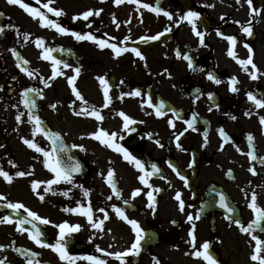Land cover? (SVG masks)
<instances>
[{"label":"flooded vegetation","instance_id":"1","mask_svg":"<svg viewBox=\"0 0 264 264\" xmlns=\"http://www.w3.org/2000/svg\"><path fill=\"white\" fill-rule=\"evenodd\" d=\"M123 1L127 2L132 18L129 21L127 73H118L116 63L104 60L102 56L106 54L101 53V47L88 48L85 42L89 40H77L70 34L91 33L98 40L116 45L114 37L97 33L96 23L92 31L79 22H70L36 8L68 30L63 41L54 44L52 33H32L20 20L26 18L25 12L0 0V28L4 29L0 35V169L12 177V182L8 183L0 176V196L5 198L0 200V219L9 217L7 203L20 202L23 177L16 173L50 170L46 161L56 158L55 148L60 151L62 146L64 167L80 166L79 171L70 174L71 182L61 179L64 211L90 206L93 220L104 221L103 230H98L86 216L67 211L77 215V222H71V226H80L79 231L66 237L69 254L81 258L95 256L105 264H121L107 253L127 250L135 234L115 212V208H120L130 219L138 221L145 233L140 255L125 258L126 264H206L202 258L192 255L203 242L211 244L210 253L217 264H259L251 260L256 242L251 235L242 233L235 221L247 226L255 218L249 207L253 193L257 196L258 207L264 208V125L260 123L264 108L248 99L249 93L264 99V0H252L251 9H255L256 14L247 0ZM121 4L116 6L119 8ZM143 4L159 7L162 11L152 14L141 6ZM163 11L170 12L173 19L169 20ZM189 11L200 14L196 30L204 35L203 44L192 25L182 19ZM242 25L250 26L253 35L249 37L244 33ZM161 33L157 45L135 48L144 59L131 51L134 43ZM229 36L236 38L234 45L226 39ZM38 39L42 40L41 46H37ZM148 40L151 39L143 41ZM245 45L253 50L251 58L259 70L256 80L237 63V59L249 58ZM47 49L52 51L48 53L50 58L45 60ZM57 49L62 50L60 56L55 54ZM229 51L237 59L229 56ZM185 56L191 57V67ZM53 59L61 63L54 65ZM22 68L33 75L29 76ZM53 68L61 73L54 79ZM76 68L80 69L79 74ZM248 69L256 71L250 65ZM209 74L220 82L209 80ZM73 76L76 79L69 84ZM100 78L107 81V106L105 85ZM233 80L237 81L235 93L231 91ZM73 86L81 93L83 101L75 96ZM29 89L36 90L28 95L36 102L31 111L43 122L41 132H36L34 123L29 120V109L23 102V93ZM137 91L140 96L134 95ZM149 98L151 106L147 103ZM53 104L56 105L54 109ZM92 107L103 116L102 121L89 113L76 114L82 108L90 110ZM158 108L159 116L156 114ZM121 112L135 121L127 130L123 127ZM20 114L23 115L18 122L16 117ZM26 122L30 124L29 129L25 127ZM43 129L50 132L52 139ZM100 129L116 133L114 142L126 148L153 173L146 177L152 188L140 182L143 173L126 161L122 153L91 138V134ZM56 134L60 140L55 147ZM25 138L51 153V157L46 158L42 152L27 147L23 143ZM249 153H254L257 159L253 160ZM253 168L255 174L250 171ZM110 170L114 172L113 180L119 194L107 182ZM136 189H140L141 194L133 198L132 192ZM149 191L155 196L154 208L147 207ZM177 194L184 202L183 211H180ZM221 196L232 212L220 206ZM125 201L129 202V210ZM189 215L194 218L198 215L200 219L190 222ZM49 221V224L38 221L40 225L35 226L40 228L44 243L55 244L59 228ZM113 223H118L120 229H114ZM193 224L195 249L190 235ZM18 227L21 226L15 221L0 224V260L4 264H28L29 260L34 264L37 261L39 264H67L51 248L38 246L30 238L36 228L17 231ZM252 234L264 241V222ZM75 264L91 262L78 259Z\"/></svg>","mask_w":264,"mask_h":264},{"label":"snow or ice","instance_id":"2","mask_svg":"<svg viewBox=\"0 0 264 264\" xmlns=\"http://www.w3.org/2000/svg\"><path fill=\"white\" fill-rule=\"evenodd\" d=\"M7 2L9 4H12V5H18L25 12H27L29 15H31L34 19H39V21L41 22V26H43V27H53L59 33L68 34V30L67 29L63 28L60 24L54 23L52 20L48 19V17L45 15L44 12L40 11L39 9L31 7L29 4L25 3L24 0H7ZM37 2H39V0H37ZM122 2H123V0H115V3L117 5L121 4ZM129 2L139 3V0H129ZM238 2H239V0H238ZM53 3H54V0H48V3L44 4L43 7L47 9L48 13H52L53 15H55L57 17L63 16L65 13L62 10H58V9L52 7L51 5ZM247 3H248V5H249V7L251 9L252 0H247ZM141 6L144 7V8L149 9L150 11L156 12L157 14H160L161 11H162V9H160L159 7H155L154 8V7H152L151 5H148V4H143ZM251 10H252L253 14H256L255 9H251ZM93 15L99 16L100 12L97 11V12L94 13L93 11L89 10V11H86V12H84L82 14V18L84 20H88V18L93 16ZM163 15L166 16L169 20L173 19L172 14L170 12L163 11ZM199 17H200V14L198 12L189 11V12H187L186 16L182 17V19H186L192 25V28H193V31L195 32V35L197 37H199L200 43L203 44L204 43V35L201 32H199L198 30H196V21L199 19ZM80 18H81L80 16L75 17V19H80ZM249 23H251V22H249ZM170 30L171 29H168V31H170ZM242 30L249 37L253 35V30H252V28L250 26H243L242 25ZM3 32H4V29L0 28V35H2ZM70 34L73 35L77 40H89V41L97 43L101 48H105V47L110 48L117 54V56H119L122 51H127L128 50L126 48L122 49L120 47H117V45H115V44H109V43H107L104 40H98L97 37H95L91 33H89L87 35H81L80 33L72 32ZM25 35H27V34H25ZM161 35H163V33H161L159 35H156V36H152V37H145V38H143V40H147V39L158 40V39H160ZM226 39L229 40V42L231 44H233V45L236 43V38L235 37L229 36V37H226ZM143 40L141 42H143ZM36 43H37V46H41L42 40L38 39ZM245 47L248 49V52L250 54L248 59H237L235 54L232 51H229L228 54H229V56H232L234 59H237V63L241 65V67L244 69V71L248 72V74L251 76V78L253 80H256V79H258V76H257L256 72L259 71V70L257 69L256 64L253 62V59L251 58V54H252L253 50H252V48L249 45H245ZM51 51H52L51 49H47L45 51V55L43 57L45 60L50 58L48 53H50ZM131 51L134 52L137 57H140L141 59H144V57L141 55V53H140V51L138 49L133 48V49H131ZM13 54L17 55L14 51H13ZM17 59L18 60L20 59L18 55H17ZM184 59L188 60L189 66L191 67L192 66L191 57L185 56ZM52 62H53L54 65H59L61 63L60 61L55 60V59H53ZM23 63L26 64L28 62L27 61H23ZM249 65L252 67V69H254L256 71L249 72V69H248ZM18 66H20V65H18ZM64 67H68V65H64ZM21 70L22 71H27V70H25L23 68ZM75 72L77 74H79L80 69L76 68ZM27 74L29 76L33 75V73L31 71H27ZM60 74L61 73L58 72L56 68H53V79L56 76L60 75ZM75 79H76L75 76L69 78V84H73V81ZM100 79H101V83L105 85V89H104L105 100H106L105 106H107V102L109 100L107 81L104 80L103 78H100ZM208 79L209 80H215L216 83L220 82L219 80H216L215 77L213 75H211V74H209ZM236 83H237L236 80L232 81V85L233 86L231 87V91L234 92V93L238 91L237 87L235 86ZM30 91H36V90L35 89H29L28 91L24 92L23 93V102H24L25 106L29 109V120L34 123L36 132H41L42 131L41 125H42L43 122L41 121L39 116L34 115V113H32V111H31L32 109H34L36 107V102L29 97L28 92H30ZM73 93L75 94V96L79 100H81V101L84 100L83 96L75 88V86H73ZM134 95L140 96L141 94H140L139 91H137V92L134 93ZM248 99L250 101H252L257 107L264 108V99H257L256 96L252 95L251 93L248 94ZM147 103L149 104V106H151V99L150 98L147 101ZM51 107L54 109L56 107V105L53 104V105H51ZM160 108H163V105H161ZM160 108H158L156 110V114L158 116L161 115ZM82 113H89L90 115L95 117L98 121H102L103 120V116H101L99 111L96 110L94 107H92L90 110H89V108H82L81 112L80 113H76V114L80 115ZM22 115L23 114H20V115H18L16 117L18 122L21 121V116ZM119 115L123 118V121H124L123 127H124L125 130L128 129L129 124L135 123V121H133L130 117H128L123 112L119 113ZM260 123L262 125H264V117L260 118ZM189 127H191V125H189ZM35 134L36 133H33V135H35ZM221 134H222V136H223V138L225 140L228 139L227 135L223 133L222 129H221ZM116 136H117L116 133L109 134L108 132H106L103 129H100L98 133L91 134V138H94V139L98 140L104 146L109 147V148L115 150L118 153H122L123 157H124V159L126 161H128L130 163H133L136 166V168L141 173H143V175H141L139 177L140 182L142 184L146 185L148 188H152L153 186L148 183V180L146 179V177L153 175V173L152 172H148L145 169L144 164L139 159H137L136 157L132 156L131 153L126 148H124V147L118 145L117 143H115L114 141H115ZM178 139H179V137H177V140ZM205 139H206V137H205ZM59 140H60V136H59V134H56L55 135V139H54V143H55V141H59ZM249 140L250 141L252 140L251 136H249ZM23 143L27 147H29L31 149H34L36 152H42L43 155L46 158L47 157H51V153L44 151L33 140L25 138V139H23ZM160 146L163 147V145H160ZM73 147H76V146L73 145ZM177 147H180V145L177 144ZM64 150L65 149L61 146L60 147V151H64ZM249 155L251 156V158L253 160L257 159V157L254 155V153H249ZM46 163H47V166L49 167V169L56 174V178L55 179L50 180V181L47 182V184L49 186L59 183V181L61 179H64V180H66L68 182H71L70 173L72 171H79L80 170L79 164H76V166L74 168L70 169V170L69 169H62L60 167V165H59V161L55 157H51V159L46 161ZM152 168L155 171H157V172L159 171L158 169H156L155 165H153ZM250 171H252L253 174H255V169L254 168L250 169ZM16 175L19 176V177H23V176L26 175V173L23 172V171H19V172L16 173ZM113 175H114V172L110 170L108 172V181L107 182L112 187L113 191L115 193L119 194V190L116 188L115 182L113 180ZM177 175L179 176L180 173L177 172ZM0 176H2L8 183L12 182V177L9 175L8 172L4 171L3 169H0ZM180 178L183 179L184 177L181 176ZM38 184H39V182H34L33 183V185H32L33 190H35L38 187ZM155 191L159 192L160 189H155ZM140 194H141V190L140 189H136V190H134L132 192V197L135 198L136 196H139ZM64 195L67 196V193H64ZM85 195H88V193L85 192ZM3 199H5V198L0 196V200H3ZM40 199L43 200L44 197L40 196ZM110 199H111V197H110ZM147 199L149 201L147 207L154 208L155 207V196L153 195L152 191H149L147 193ZM176 199L179 201L180 211H183L184 210V202H183V200H181L179 194H177ZM125 203H127V201H125ZM5 206L7 208L13 209L17 213H19V211L21 209H23L27 213V215L29 217H31V220H28V219L17 220L15 223H17L19 226H21V227L17 228V231H21L23 225L31 224L32 221H37L38 220L42 224H49L50 223L49 220L41 218L36 212L30 211L29 209H27L21 203H7ZM220 206L223 207V208H226L229 212L233 211L231 208L228 207V205L225 202V199H224L223 196H221V204H220ZM249 207L255 213V218L247 226H245L244 224H242L238 220L235 221V223L239 226L240 231L242 233L251 235V239L256 242L255 254H253L251 256V260L252 261H258L259 264H264V255H261L262 250H264V241L260 240L256 235L252 234V233L256 232L261 227L262 222H264V208L258 207V205H257V196H256L255 193H253L252 196H251V203L249 204ZM114 210H115V212L117 213V215L119 216V218L121 220L126 221L131 226V229H132V231L135 234V238H134L133 243L131 244V246L127 250L122 251V252L107 253V255L114 256L116 260L121 261V264H126L125 258L130 257V256H139L140 255L142 241L145 239V233H144V230L142 229V227L140 226L138 221H136L135 219H130L125 214V212L122 211L120 208H115ZM66 211H73V212H76V213H78L80 215L86 216L88 222L92 225L93 228L98 229V230H103L102 226H103L104 221L100 220L99 222H95L93 220L92 209H91L90 206L87 207V208H84L83 206H81V207H78L76 209H66ZM100 211L104 212V209H100ZM107 218H108L107 217V213H105V219H107ZM194 219L198 220V219H200V217L198 215L195 218L193 216H191V215L188 216V221L191 222ZM5 222L11 224V223H13V220L10 217H8V216H5V217H3V219H0V224H3ZM32 226H33V228H36L35 224H33ZM58 228H59V239H58L57 243H55V244L44 243L42 241V235L43 234L41 233V231L38 228H36L35 232L30 233V238L38 246L51 248L53 251H55L58 254L59 259L62 260V261H66L67 264H75V261L78 260V259H84V260L90 261L91 264H105L104 260H102V259H100L98 257H95V256H85V257L81 258V257H76V256H73V255L69 254V251H68V249L66 247V237L68 235H70L71 233H73V232L79 231L80 230V226L79 225L71 226V225H68L67 223H62V224L58 225ZM194 229H195V224H193V232L190 233V235L192 237V246L195 249L196 248V245H195L196 237H195V234H194ZM210 248H211V244L209 242H203L201 247H200V249H196L192 253V255L194 257H196V258H202L204 261H206V264H217L215 258L210 253ZM98 251H102V250L98 249ZM33 255H35V254H33ZM0 264H4V261L0 260ZM28 264H34V262L32 260H29ZM36 264H39V262L37 261Z\"/></svg>","mask_w":264,"mask_h":264},{"label":"rangeland","instance_id":"3","mask_svg":"<svg viewBox=\"0 0 264 264\" xmlns=\"http://www.w3.org/2000/svg\"><path fill=\"white\" fill-rule=\"evenodd\" d=\"M5 1L7 2V0ZM24 2L33 8H40L47 11L43 5L47 4L48 0H39V2H37V0H24ZM116 5L115 0H54V3L51 6L58 10H62L65 13L63 16L59 17L69 20L70 22H79V24L85 29L93 31L95 29L94 24L96 23L97 33L114 37L116 39L117 47L124 49L129 43V21H131L132 18L131 14H129L127 2L123 1L119 8ZM14 6L18 7L20 10L22 9L18 5H13L12 7ZM19 9L18 11H20ZM89 10L94 13L99 11L100 15H93L89 17L88 20H84L82 14ZM25 15L27 19L24 17L20 18V20L25 23V26L28 27L32 33L42 34L43 31L50 32L52 33L51 37L54 44L63 41L64 34L57 32L53 27L41 26L39 19H34L27 12H25ZM77 16H80L81 18L75 19ZM85 43L88 48L91 49L100 47L97 43L92 41H86ZM101 49V53L106 54V56L103 55L102 58L107 60L110 64L114 63L115 65L116 63L118 73H127V66L129 65L128 50L122 51L120 55L117 56V54L110 48ZM25 127L26 129H29L30 124L26 122ZM25 173L26 175L23 176L21 182V204L30 211L36 212L41 218L51 220L54 227L62 224L63 221H67L68 225H71V222H77V215L64 211L61 205V198H63L61 194L63 187L61 180L59 183L51 186L47 184L48 181L56 178L54 172L50 170L33 169L31 171H25ZM34 182H39L38 187L35 190H33L32 187ZM40 196H43L44 199L41 200ZM22 211L24 210L22 209ZM112 225L114 229H120L118 223H113Z\"/></svg>","mask_w":264,"mask_h":264}]
</instances>
